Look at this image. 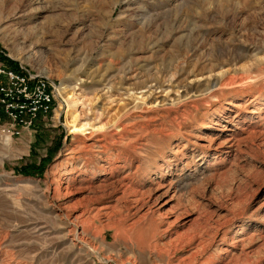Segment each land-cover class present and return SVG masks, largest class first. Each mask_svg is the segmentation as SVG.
<instances>
[{"label": "rangeland", "instance_id": "374dc122", "mask_svg": "<svg viewBox=\"0 0 264 264\" xmlns=\"http://www.w3.org/2000/svg\"><path fill=\"white\" fill-rule=\"evenodd\" d=\"M0 55L55 90L0 121V264H264V0H0Z\"/></svg>", "mask_w": 264, "mask_h": 264}, {"label": "built area", "instance_id": "2783aa9c", "mask_svg": "<svg viewBox=\"0 0 264 264\" xmlns=\"http://www.w3.org/2000/svg\"><path fill=\"white\" fill-rule=\"evenodd\" d=\"M54 91L47 78L22 66L15 69L0 55V121L3 117L9 122L2 132L18 135L19 128L29 129L39 118H46L53 111Z\"/></svg>", "mask_w": 264, "mask_h": 264}, {"label": "bare ground", "instance_id": "6f19581e", "mask_svg": "<svg viewBox=\"0 0 264 264\" xmlns=\"http://www.w3.org/2000/svg\"><path fill=\"white\" fill-rule=\"evenodd\" d=\"M59 94H60V97L63 99L62 101L66 102L68 105V107H67L68 108V110H67V122H66V126L68 128V131L70 132V134H75V135L83 134L84 131L86 130L85 125L84 124L78 125L79 123L77 122L78 121L77 115H73V113H72V111H73V109L77 103V102H75L73 92L69 93V91L65 87L60 86L59 87Z\"/></svg>", "mask_w": 264, "mask_h": 264}, {"label": "trees", "instance_id": "16d2710c", "mask_svg": "<svg viewBox=\"0 0 264 264\" xmlns=\"http://www.w3.org/2000/svg\"><path fill=\"white\" fill-rule=\"evenodd\" d=\"M2 59L5 60V62H6L9 66H11V67H13V68H15V69L18 68V67H17V63L11 61L10 59H6V58H2ZM2 119H4V118L2 117ZM39 119H40V118H39Z\"/></svg>", "mask_w": 264, "mask_h": 264}]
</instances>
